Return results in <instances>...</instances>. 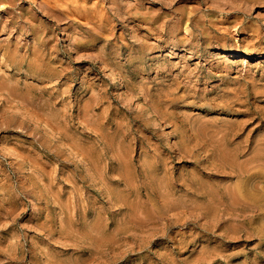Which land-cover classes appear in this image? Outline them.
Instances as JSON below:
<instances>
[{
	"label": "rangeland",
	"instance_id": "rangeland-1",
	"mask_svg": "<svg viewBox=\"0 0 264 264\" xmlns=\"http://www.w3.org/2000/svg\"><path fill=\"white\" fill-rule=\"evenodd\" d=\"M0 264H264V0H0Z\"/></svg>",
	"mask_w": 264,
	"mask_h": 264
},
{
	"label": "bare ground",
	"instance_id": "bare-ground-1",
	"mask_svg": "<svg viewBox=\"0 0 264 264\" xmlns=\"http://www.w3.org/2000/svg\"><path fill=\"white\" fill-rule=\"evenodd\" d=\"M224 1V0H223ZM207 5V4H206ZM235 54H230V58H235ZM118 78V77H117ZM114 80V78H113ZM121 84V83H120ZM113 87L116 89L117 87H119V83H118V80L115 79L114 82H113ZM148 108V107H147Z\"/></svg>",
	"mask_w": 264,
	"mask_h": 264
}]
</instances>
